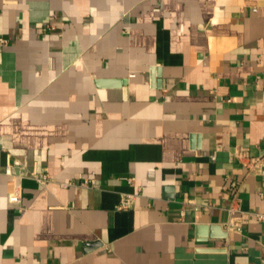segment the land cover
Listing matches in <instances>:
<instances>
[{"label":"crops","instance_id":"obj_1","mask_svg":"<svg viewBox=\"0 0 264 264\" xmlns=\"http://www.w3.org/2000/svg\"><path fill=\"white\" fill-rule=\"evenodd\" d=\"M0 37V264H264V0H0Z\"/></svg>","mask_w":264,"mask_h":264},{"label":"built area","instance_id":"obj_2","mask_svg":"<svg viewBox=\"0 0 264 264\" xmlns=\"http://www.w3.org/2000/svg\"><path fill=\"white\" fill-rule=\"evenodd\" d=\"M4 42H5V39H4L3 37H0V45L3 44ZM256 162H258V161H257V160H254V161H252V164H253V163H256ZM5 173H6V174H12V169H11L10 166L6 168ZM39 179H40L41 181L46 182V181L48 180V176H47V175H43L42 177H39ZM10 199L13 200V201H15V202H17V203H20V196H18V195H13V196H11ZM130 206H131V200H130V198H124V199L120 202V204H119L118 207H119L120 209H129ZM231 210H232V212H236V210H235L234 208L231 209ZM255 216H256V218H257L259 221H261V222L264 223V211H262V212H256V213H255ZM241 220H242V221H240V222H238V223H237V222H236V223H231L230 226H231V227L237 226L238 228H240L241 225H242V222L247 220V216H246V215H242V216H241Z\"/></svg>","mask_w":264,"mask_h":264},{"label":"water","instance_id":"obj_3","mask_svg":"<svg viewBox=\"0 0 264 264\" xmlns=\"http://www.w3.org/2000/svg\"><path fill=\"white\" fill-rule=\"evenodd\" d=\"M111 85L115 84V82H110Z\"/></svg>","mask_w":264,"mask_h":264}]
</instances>
